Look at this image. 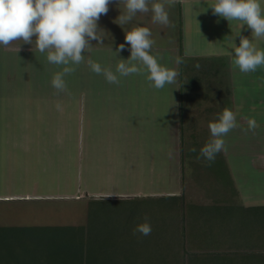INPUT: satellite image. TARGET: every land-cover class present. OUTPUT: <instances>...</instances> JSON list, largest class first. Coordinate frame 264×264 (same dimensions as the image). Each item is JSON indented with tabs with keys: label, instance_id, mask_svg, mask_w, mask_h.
I'll return each mask as SVG.
<instances>
[{
	"label": "crops",
	"instance_id": "0c3cea01",
	"mask_svg": "<svg viewBox=\"0 0 264 264\" xmlns=\"http://www.w3.org/2000/svg\"><path fill=\"white\" fill-rule=\"evenodd\" d=\"M169 1L172 5H176L178 34L179 38H182L183 55L187 56L188 45H185L183 39L187 38L188 34L192 35L202 29L191 24L193 18L199 16L197 8L210 5L213 0ZM228 26L232 28V25ZM213 42V40H210V43L205 41L208 45H206L207 49H211L209 45ZM217 44L214 47L221 46L220 41H217ZM11 47H3V51L0 49V225H71L47 222L20 224L15 221L19 218L20 212L21 215L30 214V209L34 207L37 210L40 204L55 205L84 198L88 209L89 197L156 196L180 192L181 180L178 191H157L158 173L162 178L168 174V170L166 171L165 168L162 170L159 167L162 163L158 162L156 154L161 149L164 152L168 142L158 141L157 135L159 133L161 136H168V132L160 127L162 131L160 133V129L155 128L159 117L165 119L168 116L166 119L170 120L167 121H171L172 115H175L173 126L174 128L177 126L178 129L180 158L179 77L174 87L178 91L176 95L172 93L174 84L170 87L174 97L169 94H164V97L158 96L159 94L151 92L132 93L130 89L129 93L124 94V86L130 88L133 82L140 87L146 86L144 84L149 81L146 79L145 72L127 77L119 76L117 73L120 83L116 84V94L87 93L79 97L80 99L76 95H69L68 99H62V95L57 93L51 85L54 74L60 72L59 66L50 64L46 59L47 54L40 53L35 46L30 47L25 44L13 45L12 49ZM129 48L130 46H125L123 51L116 53L118 61L129 58ZM94 49L100 54L106 48L92 47V50ZM165 49L169 50L168 54H171L172 59L175 52L177 56H180L178 43L171 46L155 44L151 54L158 56L160 50ZM212 53L204 55H216ZM98 60L100 59L97 58L94 61L98 62ZM86 68H88L87 63ZM177 69L179 70L178 65ZM95 76L97 77L96 74ZM88 84L98 85L97 82L89 79L88 82L86 81V85ZM226 84L228 85L227 81ZM229 94L227 99L230 107ZM65 101L68 102L67 106L62 105ZM80 101L83 104L79 106L81 130H78V102ZM216 101H218L216 104H221L218 98ZM205 109L208 108L203 107L201 115ZM216 109L221 111L223 107L216 105ZM67 111L68 126L61 119V115H66ZM200 114L194 115L198 118ZM219 114L220 112L216 113L214 117L218 118ZM71 119L74 122V129L71 128ZM105 133L123 134L129 137V140L127 144L122 142L119 145L116 143L106 145L102 143V135ZM141 133L145 136L140 141L138 136ZM62 139L64 142L65 140L69 142L68 155L67 157L64 155V161L61 160L60 153ZM78 152L79 156L83 157L81 160H78L80 159ZM225 159L232 177V160H228L226 156ZM165 163L168 165L166 161ZM179 166L181 179V158ZM262 171L264 174V170ZM164 182L166 183V179ZM235 185L239 192V187L236 183ZM162 186L174 188L171 180L168 185ZM25 207H28V210ZM39 214L46 220L51 218V213L47 210Z\"/></svg>",
	"mask_w": 264,
	"mask_h": 264
},
{
	"label": "trees",
	"instance_id": "16d2710c",
	"mask_svg": "<svg viewBox=\"0 0 264 264\" xmlns=\"http://www.w3.org/2000/svg\"><path fill=\"white\" fill-rule=\"evenodd\" d=\"M178 48L184 62L181 37ZM222 64L220 59L212 64L203 61L201 74L198 72L190 84L199 94L202 78L197 76L213 75L206 90L216 92L225 104L220 114L229 107L230 93L220 72ZM179 72L180 193L142 198L89 197L84 224L0 225V264H264V205L238 202V190L222 152L209 166L200 156V142L195 152L190 149L191 143L186 147V135L195 140L197 116L186 115L189 89L184 83L186 71L180 68ZM188 156L190 166L198 167L193 178L202 198L197 200L186 192ZM110 201L130 206L125 209L128 213L123 222L107 223L103 215ZM145 216L151 234L134 235L133 230Z\"/></svg>",
	"mask_w": 264,
	"mask_h": 264
},
{
	"label": "rangeland",
	"instance_id": "374dc122",
	"mask_svg": "<svg viewBox=\"0 0 264 264\" xmlns=\"http://www.w3.org/2000/svg\"><path fill=\"white\" fill-rule=\"evenodd\" d=\"M153 2H161L165 4V9L168 12L170 23L169 25H161L159 23L152 22V13L151 11L148 13H137L133 19L125 24H120L119 16L126 15V6L123 0H120V3H117V0H112L109 4V11L106 15H102L98 26L101 29L100 35L102 38V43H98L97 41H91V48L84 53L85 61L82 62L79 66L76 67V71L74 73L68 74L64 77L66 84H67V91L60 92L62 95V99H68L69 95H76L81 97L84 94H116L117 87L116 84H110L106 81L105 77L100 74H96L91 71L90 67L86 68L87 60L90 58L93 61L97 58L98 63L102 66V68L110 69L113 73H116V67L120 60H117L118 55L116 54V49L119 44L125 43V32L132 30L135 27H147L150 29L152 33V39L155 41V44H165L170 45L179 43V34H178V19L176 13V5H172V2L169 0H150L149 7L151 8V4ZM197 12L199 16L195 19L193 18V22L191 24L193 26L201 27L200 31L194 32L192 35L188 34L187 38L183 39L185 45H188L187 56L183 64L178 65V68L183 71H186L184 76V83L187 86V90L189 89L190 98L185 101L186 108V115H194L195 113L202 112L203 107H207L202 115L197 118L198 122H196V135L195 140L192 136H185V141L187 143L186 147H189L192 150L193 148L196 149L198 145L201 143V148L205 145V143L211 138L210 137V130L208 128V124L210 121H215L218 119L214 117L216 113H219V110H215L216 105L222 108L225 104L218 98L216 92L207 91L206 85L209 84L212 76H197L202 78L200 81L202 84V91L199 94H195L193 89L190 88V84L192 83L193 77L200 73V64L203 61H208V63H216L219 59L223 62L222 70L220 71L224 75L225 83L228 82L230 87V107L229 109L232 110L236 114V120L238 127L233 129L228 133L226 137H224L226 142L227 151H222L225 154L228 160H232V178L234 183L237 184L239 187V192L237 195V200L241 204H254V203H264V174H262V170H264V66L258 67L255 72H250L247 74L239 72L238 69L233 68V56H232V46L231 40L233 36L240 31V25L238 22H230L228 23L227 20L217 17L212 13L211 8L209 5H202L200 8H197ZM219 21V22H217ZM232 25V28H229L228 25ZM232 29V30H230ZM230 30V31H228ZM241 35L248 37L251 39V30L244 26L241 29ZM155 36V37H154ZM211 37V38H210ZM35 39V37H33ZM204 39V40H203ZM210 40L214 42L209 45L211 49H207L208 41ZM220 41L221 46L214 47L217 44V41ZM234 42L239 45V36L234 38ZM257 43L258 47L264 49V41H254ZM154 44V45H155ZM184 44V43H183ZM14 46L25 45L23 41H15L13 42ZM11 44L9 47H13ZM28 45V44H27ZM153 45V46H154ZM207 45V46H206ZM218 45V44H217ZM35 46V41H33V45ZM98 46H103L106 49L103 52L96 53V48ZM129 46V45H125ZM213 46V47H212ZM2 47V48H1ZM4 46H0L1 51H3ZM11 47V49H12ZM213 48V49H212ZM208 50L212 54L216 55H204L208 52ZM129 51V50H128ZM160 54L157 56L158 61L165 67L177 69V64L175 63V58L177 57V53H174V60L170 58L168 54L169 50H160ZM117 55V56H116ZM221 55V57H219ZM11 58V57H10ZM169 58V59H168ZM15 59V57H14ZM174 61V62H173ZM200 63V64H199ZM88 65V64H87ZM199 65V68L196 67ZM58 66V65H56ZM193 67V68H192ZM60 71H62L63 66H59ZM87 69V70H86ZM88 71V73H87ZM97 75V77L95 76ZM117 74V73H116ZM201 74V73H200ZM211 74V73H210ZM92 76V77H91ZM98 78V80H95ZM89 80L95 81L98 85H86V81ZM103 82V83H102ZM148 82V81H147ZM180 83V79H179ZM146 86H139L136 82L129 87L124 86V94L129 93L128 90L130 89L132 93H152V94H159L158 96L172 95L177 94V89H175V84L166 85L163 89H155L154 87L149 86V82L144 84ZM129 86V85H128ZM173 86V94H171ZM141 88V90H140ZM130 91V92H131ZM121 92V91H120ZM122 93V92H121ZM188 95V96H189ZM225 95V94H224ZM180 97V96H179ZM187 97V95H186ZM185 97V98H186ZM217 98L221 101V104L218 103ZM81 101L78 102V121H77V129L81 130V123H80V113H79V106L81 105ZM223 103V104H222ZM83 104V103H82ZM62 105H68V102H62ZM221 105V106H220ZM212 109H209V108ZM224 108V107H223ZM192 113V114H191ZM207 115V116H206ZM62 121H65L66 126L69 125V116L68 111L66 115H61ZM171 117V121H167L170 119H161L160 117L156 120V129L159 130L160 127L165 129V132H168V136L162 135L158 133V141H167L168 146L165 147V151H157V158L158 162H161L159 167L162 170L167 171L168 174L166 176H160L158 173V178L156 180V186L158 192L163 191H178L179 190V181L180 179V166H179V134L177 133L178 129L176 128L174 133V116ZM216 116V115H215ZM255 119L259 127H257L254 131L248 130V120ZM74 122L71 119V128L74 129ZM72 134H73V130ZM160 133L162 132L161 129L159 130ZM170 132V133H169ZM163 134V133H162ZM102 143L108 145V143H119L127 144L129 137L123 134L114 135V134H104L102 135ZM144 133H141L140 141L144 138ZM161 136V137H160ZM61 137H64L62 133ZM79 137V132H78ZM160 137V138H159ZM138 138V139H139ZM146 138V137H145ZM168 138V140H167ZM198 141V142H197ZM200 142V143H199ZM79 143V138H78ZM199 143V144H198ZM68 144L66 140L62 139V146L60 147L62 154L61 160L64 161L65 156L68 155ZM73 144V142H72ZM198 144V145H197ZM158 145V144H157ZM194 145V146H192ZM197 145V146H195ZM200 148V149H201ZM119 150L117 149V152ZM65 155V156H64ZM78 160H81L82 155L79 156L78 152ZM168 163V165L165 163ZM190 158L188 156L187 160L185 161L186 165V173H185V182H186V192L189 198L197 200V198H202V192L200 193V189H198V183L194 181L193 174L197 171L198 167L190 166ZM165 163V164H164ZM169 164L171 166L169 167ZM159 165V164H158ZM172 167V168H171ZM171 170V171H169ZM258 170V171H256ZM259 170H261L259 172ZM159 172V170H158ZM261 175V176H260ZM166 179V183L164 182ZM172 181L174 188L164 187L162 185H168L169 181ZM254 181V182H253ZM143 183V182H142ZM141 184V181H140ZM154 184V183H152ZM161 185V186H160ZM168 188V189H167ZM181 191V190H180ZM180 193V192H179ZM177 193V194H179ZM199 194V196H198ZM140 198L145 197L139 196ZM128 203L124 202H115L110 201L107 202L105 205V214L103 215L107 220V223H115L118 220L126 218L125 209L130 207L127 205ZM264 205V204H263ZM37 210L30 209V214H22L20 212L19 218L15 219L16 222L20 224H42L43 222L47 223H59V224H84L88 218V209L86 205V200L84 198L81 199H74L71 201L60 202L55 205L50 204H43L39 206ZM26 208V207H25ZM28 210V207L26 208ZM47 210L51 213L50 219H44L41 216V212ZM25 211H23L24 213ZM97 214V213H96ZM40 215V216H39ZM55 215V216H53ZM102 216V217H103ZM41 218V219H40ZM45 220V221H44ZM110 221V222H109ZM17 223V224H18Z\"/></svg>",
	"mask_w": 264,
	"mask_h": 264
},
{
	"label": "clouds",
	"instance_id": "9594fccd",
	"mask_svg": "<svg viewBox=\"0 0 264 264\" xmlns=\"http://www.w3.org/2000/svg\"><path fill=\"white\" fill-rule=\"evenodd\" d=\"M111 2L112 0H0V46L8 47L15 41L33 45L35 41L36 49L47 54L46 59L50 64L63 66L62 71L54 74L51 85L57 93L66 92L64 77L74 73L75 66L85 61L84 53L91 48V41L102 43V30L99 29L98 22L102 15L108 13ZM123 2L127 14L119 16L120 24L131 21L138 12L150 11L153 23L165 26L170 23L164 3L153 2L150 8V0ZM209 7L215 16L240 25V31L231 40L233 68L247 74L264 66V49L254 42L264 41V0H213ZM244 26L251 30V39L240 34ZM236 36H239V45L234 42ZM151 37L152 33L147 27H135L125 32V43L119 44L116 52L123 51L127 44L130 46V56L126 60L120 59L116 73L127 77L146 72L149 86L163 89L166 85L176 84L180 72L163 66L157 56L151 54L155 44ZM175 63L180 65L183 59L177 56ZM87 64L91 71L102 74L108 83H120L116 73L102 68L98 62L89 58ZM196 67L199 68V65ZM237 127L236 114L228 108L219 114L218 119L209 122L211 138L200 149V156L209 162V166L215 161L217 154L227 151L224 137ZM257 127L259 125L255 119L248 120L249 131H254ZM192 151L195 152L196 149L193 148ZM151 231V224L145 216L144 221L135 227L133 234L139 232L148 236Z\"/></svg>",
	"mask_w": 264,
	"mask_h": 264
}]
</instances>
